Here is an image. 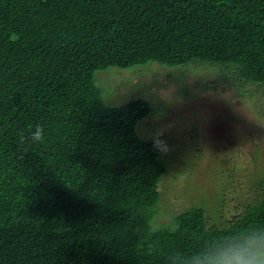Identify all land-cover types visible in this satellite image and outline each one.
Returning a JSON list of instances; mask_svg holds the SVG:
<instances>
[{"label": "trees", "instance_id": "obj_1", "mask_svg": "<svg viewBox=\"0 0 264 264\" xmlns=\"http://www.w3.org/2000/svg\"><path fill=\"white\" fill-rule=\"evenodd\" d=\"M147 63L210 67L254 98L264 0H0V264H166L264 225V175L216 207L208 196L171 212L166 147L139 131L161 110L141 96L114 104L96 81ZM37 124L44 142H22Z\"/></svg>", "mask_w": 264, "mask_h": 264}, {"label": "rangeland", "instance_id": "obj_2", "mask_svg": "<svg viewBox=\"0 0 264 264\" xmlns=\"http://www.w3.org/2000/svg\"><path fill=\"white\" fill-rule=\"evenodd\" d=\"M159 65L99 70L96 81L114 104L141 96L161 110L139 131L166 147L163 157L171 168L162 190L171 212L200 205L208 196L213 202L207 205L216 207L230 187L255 189L264 175V90L242 99L229 85H216L219 77L210 67L183 72ZM254 197L250 193L247 200Z\"/></svg>", "mask_w": 264, "mask_h": 264}, {"label": "clouds", "instance_id": "obj_3", "mask_svg": "<svg viewBox=\"0 0 264 264\" xmlns=\"http://www.w3.org/2000/svg\"><path fill=\"white\" fill-rule=\"evenodd\" d=\"M22 142L43 143L42 125L30 128ZM166 264H264V225H249L203 241L191 251L173 250Z\"/></svg>", "mask_w": 264, "mask_h": 264}]
</instances>
